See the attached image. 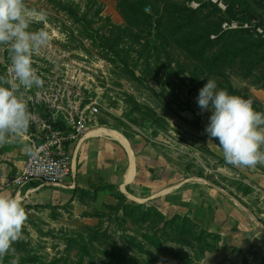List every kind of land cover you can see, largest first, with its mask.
<instances>
[{
  "label": "rangeland",
  "instance_id": "1",
  "mask_svg": "<svg viewBox=\"0 0 264 264\" xmlns=\"http://www.w3.org/2000/svg\"><path fill=\"white\" fill-rule=\"evenodd\" d=\"M226 14L182 0H26L47 12L34 30L53 31L50 44L78 53L81 90L96 97L99 124L140 133L169 166L186 177L216 183L256 204L264 175L227 164L219 141L205 132L199 90L208 79L218 89L253 100L264 112V38L244 31L221 33L224 17H257L264 0H224ZM216 34L215 39L210 35ZM48 45L34 57L38 73L49 69ZM0 47V75L9 64ZM45 88V87H44ZM250 180V182L248 181ZM87 210L68 206L25 208L23 238L0 264H250L215 257V239L186 215L166 220L155 206L128 200L113 189L86 199Z\"/></svg>",
  "mask_w": 264,
  "mask_h": 264
},
{
  "label": "crops",
  "instance_id": "2",
  "mask_svg": "<svg viewBox=\"0 0 264 264\" xmlns=\"http://www.w3.org/2000/svg\"><path fill=\"white\" fill-rule=\"evenodd\" d=\"M27 136L0 146V184L28 157ZM71 154L72 173L64 182L31 183L18 192L5 188L0 193L18 195L28 209L68 206L84 211L88 197L113 189L130 201L155 206L166 220L186 215L215 239V257L264 264V175L249 177L262 187L252 205L219 184L174 171L142 134L97 120Z\"/></svg>",
  "mask_w": 264,
  "mask_h": 264
},
{
  "label": "clouds",
  "instance_id": "3",
  "mask_svg": "<svg viewBox=\"0 0 264 264\" xmlns=\"http://www.w3.org/2000/svg\"><path fill=\"white\" fill-rule=\"evenodd\" d=\"M47 15L29 7L26 0H0V47L7 48L10 61L0 75V146L15 143L27 133L31 120L27 93L44 87L34 57L41 55L51 37L44 28L34 30L32 25L46 24ZM197 103L202 112H211L205 132L210 140L219 141L227 164L264 165V112L253 107L251 98L229 94L208 79ZM27 218L18 195L0 193V259L15 251L13 244L23 238ZM11 264H18V257Z\"/></svg>",
  "mask_w": 264,
  "mask_h": 264
},
{
  "label": "built area",
  "instance_id": "4",
  "mask_svg": "<svg viewBox=\"0 0 264 264\" xmlns=\"http://www.w3.org/2000/svg\"><path fill=\"white\" fill-rule=\"evenodd\" d=\"M182 1L193 10L208 4L220 13L228 11L224 0ZM218 28L221 33L244 31L264 38V25L257 17H224ZM49 34L51 39H60L55 30ZM216 36L211 34L210 38ZM56 48L48 44V72L38 73L45 81V88H33L27 93L31 112L27 140L32 152L20 169L6 176L0 190L10 188L18 192L31 183L55 185L64 182L72 173V147L80 143L97 120L98 100L81 90L82 86L88 89L83 85L85 77H90L84 72L86 67L78 53L59 47V52L55 53ZM261 199L264 202V195Z\"/></svg>",
  "mask_w": 264,
  "mask_h": 264
},
{
  "label": "trees",
  "instance_id": "5",
  "mask_svg": "<svg viewBox=\"0 0 264 264\" xmlns=\"http://www.w3.org/2000/svg\"><path fill=\"white\" fill-rule=\"evenodd\" d=\"M188 7V6H187ZM218 36V35H217Z\"/></svg>",
  "mask_w": 264,
  "mask_h": 264
}]
</instances>
